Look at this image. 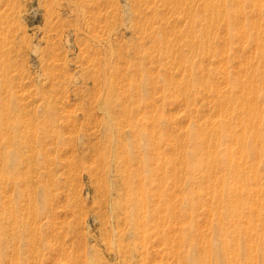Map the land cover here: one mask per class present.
<instances>
[{
  "label": "rangeland",
  "instance_id": "obj_1",
  "mask_svg": "<svg viewBox=\"0 0 264 264\" xmlns=\"http://www.w3.org/2000/svg\"><path fill=\"white\" fill-rule=\"evenodd\" d=\"M211 1L202 35L205 0H0V111L37 136L0 158V264H264V0Z\"/></svg>",
  "mask_w": 264,
  "mask_h": 264
},
{
  "label": "bare ground",
  "instance_id": "obj_2",
  "mask_svg": "<svg viewBox=\"0 0 264 264\" xmlns=\"http://www.w3.org/2000/svg\"><path fill=\"white\" fill-rule=\"evenodd\" d=\"M209 0H205V4H204V11L206 12V14H209L210 18L207 19V23L204 27H202V35H207L210 30H211V27L212 25L217 22V20L219 18H221L222 16L225 15V19H226V15H228V13H222L221 9H220V5L218 3H214L210 0V3H206L208 2ZM261 1V0H260ZM227 2H229L228 0H224L223 1V4L222 6H224ZM251 6V5H250ZM193 8V7H192ZM259 9V8H258ZM93 25V24H92ZM257 26V25H256ZM100 36V35H99ZM260 39L259 37L256 38V46L258 47V50H257V57L259 59V63H260V66L262 67L260 70L258 71H254V72H251L250 74V79L252 80L251 81V84H249L250 82H248L247 86H244V90L246 89L247 91V94H249L250 96L254 97V94H256V92H258V87L256 85V75H257V79L262 82L264 81V52H262V41L260 42ZM252 49V48H251ZM238 57V56H237ZM244 69V68H242ZM259 69V66H257L256 70ZM243 72V70L241 71ZM225 76V74H224ZM225 79V77H224ZM225 82V80H224ZM241 83V82H240ZM240 85V84H239ZM217 86V85H216ZM233 88V87H231ZM217 89V88H216ZM215 89V90H216ZM220 89V88H219ZM219 89H218V92H219ZM217 91V90H216ZM222 91V90H221ZM240 91V90H239ZM245 92V91H244ZM223 93V92H222ZM227 96V99L228 101H231L232 98H235V99H238L239 97H236V91L235 90H231L228 91L227 93H224L222 96ZM215 96V95H214ZM220 96V95H219ZM250 99V98H249ZM218 100V99H217ZM240 100V99H239ZM224 101V100H223ZM250 101H252L250 99ZM240 102V101H239ZM253 102V101H252ZM253 103L251 102H246L245 100H243L241 103H240V111L239 114H244L245 116H243L242 118H240V123L239 125L240 126H243V127H247L249 125V117L251 116V112H253L254 108L252 106ZM218 105V103H217ZM21 106V105H20ZM218 107V106H217ZM222 110V109H221ZM218 111V110H217ZM216 112V111H215ZM218 113V112H217ZM216 113V114H217ZM213 115V114H212ZM218 115V114H217ZM238 116V115H237ZM216 117V116H215ZM211 122V121H210ZM222 122V121H221ZM224 123V122H223ZM215 124V123H214ZM207 125V124H206ZM198 127V126H197ZM36 129V128H35ZM205 129V128H204ZM210 129V128H209ZM199 130V129H198ZM197 130V131H198ZM213 131V130H212ZM256 131V130H255ZM231 133V132H230ZM245 133V132H243ZM202 134V133H201ZM241 135V134H240ZM256 135V134H255ZM202 136V135H201ZM230 138L232 139V141H238V142H242L244 141L243 138H236L234 137V135H231ZM55 139V138H54ZM18 141L19 143L17 145H15V142ZM24 141L25 142H30V146H28V151L30 150V153H29V157H27L29 160L32 158H35V153L34 151H31L32 148L34 149L35 148V144H36V141H37V136H36V131L34 130V126L32 125V123H27V122H24V121H21L19 120V117L15 116V114H13L11 112V109L8 107L5 108L4 111H0V158L3 159L4 163H5V166L7 169L8 165H10L9 163H11L12 161V156L15 155V157L20 158L21 160L24 159L22 158V153H20L21 150H24L26 151V148L20 146L21 144H24ZM230 143V142H229ZM235 143V142H234ZM245 143H243V145L241 146V148L239 149V153L241 156H245V157H249L251 156V154H258V150L255 149V146L254 144H251V147L252 148V152L250 151V148H249V151L247 150V147L244 145ZM14 145V147H13ZM215 145V144H214ZM230 145V144H229ZM206 147V146H205ZM229 148V147H228ZM206 149V148H204ZM206 152V151H205ZM238 152V151H237ZM214 154V153H213ZM234 154L233 151L231 150H228L227 153H226V159L227 161H225V166L223 167H226L228 169V171L234 175V177L240 175V166L239 164L237 163V161H235V157H234ZM17 155V156H16ZM14 157V159H15ZM239 158V157H238ZM257 158V157H256ZM1 159V160H2ZM24 161V160H23ZM23 161L21 162L19 160V163H23ZM244 164V163H243ZM242 164V166H243ZM256 165V164H255ZM4 166V165H3ZM25 166V165H24ZM30 167V166H29ZM128 167V166H127ZM255 167V166H254ZM254 167L252 166L251 168L254 169ZM242 169V168H241ZM243 170V169H242ZM252 170V169H251ZM250 170V171H251ZM246 171V170H245ZM15 172L18 173L19 172V168L15 169ZM253 172H251L252 174ZM254 175V174H253ZM258 175V174H257ZM213 177V176H212ZM214 178V177H213ZM236 180V178H235ZM213 181V180H212ZM225 179L223 180H220L219 184L221 185L220 188L217 190L218 192L215 193L214 195H218L220 197V199H218L219 202H216L215 205H213L217 211V206L219 205H223V207H225V210L224 212H217V219H221V218H224L225 215L228 214V216H232V218L234 220H230V222L234 225V226H237L238 222H239V216L236 215V207H237V204L236 205H230L229 202L227 200H229L230 196H237V194H241L240 192H244L245 194H248V187L246 185V182L243 183L242 185V188L239 187V184H238V188L236 187H231L229 186V183H225ZM235 182V181H234ZM218 187V186H217ZM211 188V187H210ZM212 190V188H211ZM215 191V190H214ZM240 191V192H239ZM254 191V190H253ZM174 192V191H173ZM158 193V192H157ZM207 194V193H206ZM254 194V193H253ZM251 195V194H250ZM253 196V195H252ZM255 196V195H254ZM211 197V196H210ZM217 197V196H216ZM218 197V198H219ZM257 200L259 201V199L257 198ZM238 201V200H237ZM239 202V201H238ZM254 203V201L252 202ZM255 204V203H254ZM262 204V203H260ZM208 205V204H207ZM256 205V204H255ZM254 205V207H255ZM214 207H212V209H214ZM220 207V206H219ZM256 209V208H254ZM252 212V211H251ZM253 213V212H252ZM211 214V213H210ZM256 214V213H255ZM253 216V215H252ZM248 218H251V217H248ZM253 218V217H252ZM256 219V217H255ZM254 219V220H255ZM261 221H264V219H261ZM245 222V221H244ZM256 222V221H254ZM262 223V222H261ZM252 224V223H251ZM264 224V223H262ZM181 225V224H180ZM253 226V225H252ZM226 227V226H225ZM249 227V226H247ZM254 227V226H253ZM228 228V227H227ZM221 229V228H220ZM224 231V230H223ZM227 231V230H226ZM238 231V230H237ZM175 232V231H174ZM179 232V231H178ZM241 232V231H240ZM245 232V231H244ZM221 233V232H220ZM248 233V232H247ZM250 234V233H249ZM218 236V235H217ZM246 236V235H245ZM248 237V236H246ZM249 238V237H248ZM233 239H236V238H233ZM213 240V238H212ZM211 240V241H212ZM247 240V238H246ZM222 241V240H221ZM249 241V240H247ZM217 242V241H216ZM178 244V243H177ZM212 244V243H211ZM237 246V244H235ZM235 246V247H236ZM176 247V246H175ZM177 248V247H176ZM224 248V244L222 245V249ZM248 249V248H247ZM236 250H237V247H236ZM254 251V250H252ZM140 252V251H139ZM159 252V251H158ZM171 252V251H170ZM141 253V252H140ZM217 253V252H216ZM173 254V253H172ZM210 254V253H209ZM218 254V253H217ZM251 254V253H250ZM249 254V255H250ZM208 256V255H207ZM232 256V255H231ZM181 257V256H180ZM233 257V256H232ZM175 258V257H174ZM173 258V259H174ZM189 258V256H188ZM209 258V257H208ZM217 258V257H216ZM187 259V257H186ZM218 259H219V256H218ZM234 259V257H233ZM251 259V258H250ZM181 260V258H180ZM229 260V259H228ZM251 261V260H250ZM236 262V261H235ZM233 263V262H232ZM202 264V263H201Z\"/></svg>",
  "mask_w": 264,
  "mask_h": 264
}]
</instances>
